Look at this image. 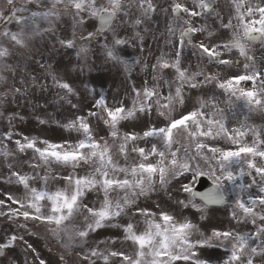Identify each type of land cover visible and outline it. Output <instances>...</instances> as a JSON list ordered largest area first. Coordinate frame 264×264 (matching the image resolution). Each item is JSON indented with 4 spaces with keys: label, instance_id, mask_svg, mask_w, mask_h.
Segmentation results:
<instances>
[{
    "label": "snow or ice",
    "instance_id": "snow-or-ice-1",
    "mask_svg": "<svg viewBox=\"0 0 264 264\" xmlns=\"http://www.w3.org/2000/svg\"><path fill=\"white\" fill-rule=\"evenodd\" d=\"M229 4L227 12L222 13L217 11L216 0H193L192 8L180 0H173L170 5L171 17L166 26V43L175 48V41L178 40L181 49L185 43L190 44L208 62L214 61L224 66L240 63L239 60L221 58L225 52L235 50L243 58V74L220 81L218 76L209 75L203 69L190 72L183 68L180 51H175L171 60L166 58L168 54L160 55L151 65L152 86L149 87L148 81H145L141 89L133 88L135 95L132 108L109 107L103 95L95 101L94 106L106 113L101 118L110 129L112 142L103 137L95 139L84 116H78L68 125L83 133V139L75 145L65 147L64 144L45 140L41 142L45 147L41 148L36 146V138L30 139L27 136L23 138L24 142L19 139L15 141L19 152L33 149L34 154H38L42 164H31L33 169L42 165L50 168L55 162L73 169L86 164L91 170L83 176L64 177L67 186L55 191L49 190L47 175L40 177L43 186L36 188L29 182L37 179V176L12 171L11 177L23 185L24 193L20 198L7 195V200L11 201L7 205V212L2 210L5 201L0 200V216H6L9 220L23 217L25 221H42L50 226L49 230L61 240L66 249L84 244L90 232L97 229L106 226L122 227L124 239L134 247L131 254L105 249V255L93 248L83 256L84 260L101 257L105 264H108L110 257H119L120 264H176L181 260L190 264H207L199 258L197 251L205 246L224 247L229 255L223 264H264V133L248 124L247 116L239 128L230 130L224 109L217 105L215 99H200L199 107L180 118L172 116L175 105L184 104L185 88L197 89L201 84L211 81H216L217 86L228 94L229 103L233 98L243 100L249 113H264V0H229ZM30 5L39 10H34ZM156 11L157 6L153 0H0V25L3 26L0 28V67L15 72V68L6 63L12 50H30L32 42L44 33L56 36L60 21L70 17V34L63 38L56 36L61 46L76 48L77 56L87 61L95 42L105 61L130 69L131 64L122 55V48L136 40L140 42L143 51V36L137 30L125 38L119 29L129 21L133 28L138 29ZM196 18H200L198 26ZM209 19L219 22L215 30L207 23ZM93 21L95 23H90ZM117 21L120 23L117 24ZM44 23L48 26L42 27ZM12 24L16 25V30L9 27ZM220 29L228 31L224 42L193 43L194 34L207 33L208 37H212L214 31ZM5 41L10 47L5 45ZM169 68L174 69L175 79L164 81L169 89L165 96L160 91L159 81L163 79L160 72ZM49 75L58 88L66 90V95L61 96V99H68L67 94L74 91L72 86L62 82L54 72L49 71ZM198 77H203V80H198ZM0 82L6 83L2 75ZM244 82H251V87H242ZM20 84L21 87H11L13 94L21 93L22 89L26 93L29 86H37L35 77L31 78L30 85H25L23 80ZM39 87L44 88L45 85ZM0 96L6 97L7 93ZM154 105L159 116L164 117L167 123L161 127L152 126L144 131L143 137L155 138L161 147L158 149L156 143H152L147 151L143 147H133L131 151L139 154V161L121 166L116 157L122 154L127 161V143L135 141L137 136L124 134L114 152L115 142L121 139L120 122L135 116L137 112H151ZM209 105L214 109L210 118L204 111ZM88 115L100 114L90 111ZM248 133L254 137L251 143L244 141ZM5 138L11 140L12 133H6ZM217 138L226 139L234 148L225 149L206 142L207 139ZM3 155L8 157L12 153L4 151ZM151 156L158 159L149 162ZM188 171L194 175H208L213 187L206 193L198 194L190 184L181 183L178 191L187 196L184 199L177 198L178 205L185 209L195 208L200 213V219L204 220L211 206L227 203L231 194L235 193L231 219L237 226L250 224L253 229H213L208 235L186 217L177 220L164 210L157 214L136 207L140 197L156 191L157 185L166 188L173 181H179ZM245 177H249L250 182L245 183ZM253 188L257 190L255 196L251 193ZM93 191L102 197L99 207L84 203L86 194ZM245 193H248L247 199ZM12 205L19 207L13 208ZM133 209L132 216L143 217V228L140 230L137 229V222L131 218L126 224L117 223L118 218L129 216ZM81 217L83 222L78 225L77 221ZM19 227L24 228L26 225L20 224ZM17 240L23 241L24 237L11 235L7 243H0V250L14 246ZM27 246L35 252L31 244ZM39 264L46 262L41 259Z\"/></svg>",
    "mask_w": 264,
    "mask_h": 264
},
{
    "label": "rangeland",
    "instance_id": "rangeland-1",
    "mask_svg": "<svg viewBox=\"0 0 264 264\" xmlns=\"http://www.w3.org/2000/svg\"><path fill=\"white\" fill-rule=\"evenodd\" d=\"M180 2L185 3L190 8L193 7V0H180ZM216 2L217 11L222 13L227 12L230 7L229 0H216ZM153 3L157 6V11L148 19L149 23L145 24H150L151 27H153V24L158 25L151 29L152 32L148 33V41L144 42L145 46L143 51L137 54V50H135L132 58L128 60L131 64L130 69L126 70L123 66H116L105 61L103 53L100 50L95 52L94 47H92L93 51L87 61L82 60L78 56V58H73L72 56L68 65L63 63L61 55L64 50L63 47H60L61 45L56 36L63 38L70 34L71 28L67 17L60 21L56 36L51 34L54 40L53 43L47 44L46 41L39 42V37H37L32 42L30 50H12V55L7 58L6 63L15 68V72L6 71L3 67H0V75L6 79V83L0 82V94L7 93L6 97L0 96V200L5 201L3 211L6 212L8 210L6 205L11 204V201L7 200V195L11 191V194L17 198H20L24 193L23 185L17 183L15 177H11L12 171H18L22 175L37 176V179L30 180L29 182L31 186L36 188L43 186V181L40 177L47 175L49 177L47 181L48 188L50 191H55L67 186V181L64 177L69 175L83 176L91 170L89 165L86 164L73 169L71 166H64L55 162L51 164L50 168L42 165L39 168L33 169L30 165L40 162L38 160V154H34L33 149H26L22 153L19 152L15 144L17 139L24 142L23 138L25 136L30 139L36 138V146L41 148L45 147L41 143L45 140L51 143L64 144L65 147L75 145L80 139H83V133L68 127V125L78 116H84L92 128V134L95 139L100 140L103 137L109 140V142H112L110 129L104 123V119L101 118L106 113L101 112L100 108L94 106L95 101L103 95L109 107L115 108L123 106L125 109L132 108L135 95L133 88L141 89L145 81H148L149 87L152 86L153 73L151 65L155 63L156 58L160 55L168 54L166 58L171 60L174 57L175 51H180L181 66L183 68L188 69L190 72L203 69L209 75L218 76V80L220 81L238 74H243V58L239 57L235 50L231 53L225 52L221 58L239 60L240 63L224 66L214 61L208 62L205 56L187 43H185L182 49L179 47L178 40L175 41V48L171 44L166 43V26L171 17L170 5L173 3V0H153ZM30 7H33L34 10H39L34 5H30ZM136 15H139V13L136 12ZM119 23L120 21H117V24ZM130 23L129 21L122 29H119L122 30L121 34H126ZM195 23L198 26L200 18H196ZM207 23L215 30L219 22L209 19ZM2 27L0 25V28ZM9 27L12 30H16L15 24ZM227 37L228 31L224 29L214 31L212 37H208L207 33H197L193 36V43L198 44L201 41L205 44L212 42L222 43ZM130 44H139V41L133 40ZM5 45L10 47L6 41ZM93 45L95 46V42H93ZM58 47L60 48L58 49ZM128 47L124 46L122 48V55L124 57L125 54L129 56L131 53H127L126 49ZM259 55V46H257V56ZM137 60L140 62L135 63ZM49 71L54 72L62 82L69 83L72 86L74 91L71 94H67L68 99H61V96L66 95V90L56 86L49 75ZM160 75L163 77L159 81L160 91L166 96L169 89L164 81L175 79L174 69H163ZM32 77L36 78L37 86H29L26 93L23 89L19 94L12 93V86L21 87V80L24 81L25 85H30ZM198 80H203V77H198ZM41 84L45 85V87H39ZM241 86L251 87V82H244ZM184 97L183 105H175L172 113L174 118H180L182 115L199 107L198 100L200 99H215L217 105L224 109V114L227 117V127L230 130L239 128L247 116V123L255 126L264 133V113H249L243 100L233 98L231 103H229L228 94L218 88L216 81L203 83L197 89L185 88ZM72 105H76V107ZM90 111H95L100 115L89 116L88 113ZM204 111L209 114L210 118L211 112L214 109L209 105ZM166 123L167 120L159 116L155 105L152 107L151 112H137L135 116L121 121L119 124L121 139L115 142L116 147L113 148V151L115 152L119 147L124 134H135L137 139L127 143V161L121 154L116 157L118 163L124 166L125 164H132L133 162L139 161V154L131 151L133 147H143L147 151L150 149L152 143H156L159 149L161 147L159 141L151 137L144 138L143 133L152 126L161 127L165 126ZM8 132L12 133L11 140L5 138V134ZM253 139L252 134L248 133L244 141L251 143ZM206 142L211 146H218L225 149L234 148L226 139H207ZM4 151L10 152L12 155L5 157L3 155ZM34 156L36 157L35 159ZM157 159L158 157L151 156L149 162H155ZM40 163L42 164V162ZM192 163L195 164L196 161H192ZM205 171H207L206 167ZM196 178L197 175H194L192 171H188L180 177L179 181H173L166 188H161L157 185L156 191L146 197H140L136 207L148 209L157 214L161 210H164L174 215L177 220H182L186 217L197 224L208 235L211 234L213 229L228 230L237 227L242 231L253 229V226L250 224L237 226L236 222L231 219L235 193L231 194L229 204L224 209H208L207 218L204 220L200 219V213L195 208L189 207L185 209L178 205L176 202L177 198L184 199L187 196L186 193L178 191L180 184L187 183L193 187ZM244 182H250V178L245 177ZM251 193L255 196L257 190L253 188ZM247 196L248 193H245L246 199ZM101 199L102 197L98 196L96 192H88L84 197V203L89 206L99 207ZM12 207L18 208L19 205H12ZM44 211H47V209H44ZM132 211L134 209L130 210L129 216H121L118 218L117 223L126 224L131 218L137 222V229L140 230L143 228V217L139 215L132 216ZM82 222L83 218L81 217L78 219L77 224L80 225ZM17 223H19V220L13 221L9 220L6 216H0V243H7L12 235L13 224ZM49 228V225L41 221L39 222L38 234L33 233L30 229H23L20 232L21 236L27 235L23 241L29 240L35 242V237H39V240H36L37 244H39V261L42 259L46 264H87L88 260H84L83 256L89 254L93 248L104 252L105 255H107L105 249L123 251L128 254L134 251L131 242L124 239L122 227L106 226L90 232L84 244L76 245L71 249H66L61 240L54 236ZM23 241L17 240L16 242L18 245L21 243L27 248V244ZM7 249V259L2 263L0 261V264H9L11 262L10 259H13L16 255V250L13 246ZM197 251L199 258L205 260L207 264H223L229 255L224 247L219 246L200 247ZM92 261L95 264H105L101 257H91ZM108 264H120V258L110 257ZM176 264H190V262L181 260L177 261Z\"/></svg>",
    "mask_w": 264,
    "mask_h": 264
},
{
    "label": "flooded vegetation",
    "instance_id": "flooded-vegetation-1",
    "mask_svg": "<svg viewBox=\"0 0 264 264\" xmlns=\"http://www.w3.org/2000/svg\"><path fill=\"white\" fill-rule=\"evenodd\" d=\"M29 223L30 222H27L26 223L24 222V224H26L28 227H29ZM33 228V227H32ZM34 231H35V234H38L39 233V226L36 227V228H33ZM16 232L15 234L18 235V236H21L20 235V232H21V228H15ZM23 237L27 236V235H22ZM29 244L32 245V248L35 249V252L32 251V249L29 248V250H27L25 248V246H23L22 244H20V246L17 244V242H15L13 248H15V250H19V248L22 249V252H23V255H21L23 258L21 259V261L19 262H13L11 264H39V245L37 244V242L35 243V245L30 242ZM16 245H18V247H16ZM34 245V246H33Z\"/></svg>",
    "mask_w": 264,
    "mask_h": 264
},
{
    "label": "water",
    "instance_id": "water-1",
    "mask_svg": "<svg viewBox=\"0 0 264 264\" xmlns=\"http://www.w3.org/2000/svg\"><path fill=\"white\" fill-rule=\"evenodd\" d=\"M213 187V182H211L206 176L200 175L198 177V182L194 188V191L198 194L206 193ZM225 204L216 205L224 206Z\"/></svg>",
    "mask_w": 264,
    "mask_h": 264
}]
</instances>
